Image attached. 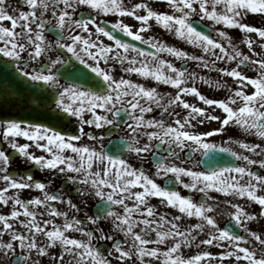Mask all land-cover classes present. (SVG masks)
Wrapping results in <instances>:
<instances>
[{
	"label": "snow or ice",
	"instance_id": "snow-or-ice-1",
	"mask_svg": "<svg viewBox=\"0 0 264 264\" xmlns=\"http://www.w3.org/2000/svg\"><path fill=\"white\" fill-rule=\"evenodd\" d=\"M164 3L166 11L153 9L149 0H19L17 8L0 0V72L11 64L30 83L48 87L47 92L33 90L25 97L34 110L47 113L48 122L0 117V140L24 162L70 182L81 202L87 198L96 202L91 215L85 212L80 217L83 209L78 202L49 191L51 180H37L30 172L13 175L14 158L0 148V205H11L7 212H0V264H42L43 258L49 264H112L113 256L119 264H264V232L248 226L264 218V174L252 167L264 169V58L251 55L256 44L251 34L264 41V27L245 22L249 14L264 15V0ZM100 16L116 19L108 27ZM128 18L137 25L128 24ZM197 19L211 27L215 36L196 25ZM150 21L200 54L145 36L152 27ZM230 29L244 34L241 42L248 53L234 43ZM49 30L56 39L48 38ZM119 34L142 41L154 51L129 43ZM259 47L264 49V43ZM44 58L47 64L39 68ZM30 62H37V68L27 70ZM189 63L216 72L219 78L200 75ZM112 64L119 65L124 74L169 86L172 91L162 93L157 86L124 75L116 78ZM58 65L72 77V83H60ZM245 66L256 75H247ZM225 77L232 80L231 85ZM198 81L226 89V95L209 98L199 90ZM19 91L0 89V99L18 98ZM188 96L197 102H189ZM201 103L203 107L198 106ZM73 122L75 133L57 126ZM213 122L218 126L199 130ZM229 127L242 129L261 142L229 136L226 143L238 144L241 152L212 142ZM119 132L124 135L105 144L106 136ZM20 138L27 142L20 143ZM33 148L43 154L36 155ZM217 152L245 163L197 170L194 153L207 157ZM131 159L142 165L150 162L151 167L134 166ZM177 184L203 198L181 194ZM25 189H36L40 195L24 199L20 193ZM212 192L223 194L232 209L227 212V226H220L222 213ZM231 197L254 202L260 211L249 213ZM152 198H160L162 205L178 214L169 218L159 212L150 203ZM185 217L195 222L184 223ZM104 222L110 231L101 226ZM233 225L247 235L237 234ZM101 243L108 247L102 248ZM193 245L196 254L186 255L183 249ZM203 245L222 251L213 253Z\"/></svg>",
	"mask_w": 264,
	"mask_h": 264
},
{
	"label": "rangeland",
	"instance_id": "rangeland-1",
	"mask_svg": "<svg viewBox=\"0 0 264 264\" xmlns=\"http://www.w3.org/2000/svg\"><path fill=\"white\" fill-rule=\"evenodd\" d=\"M149 2H150V6L153 9H158L161 11L168 10L166 4L164 3V0H149ZM126 22L130 25H133V26L137 25V22L131 18L126 19ZM245 22L252 25V26H255V27H264V15L249 14L245 18ZM7 23L8 22H5L6 25H7ZM150 23L152 24V27H151L150 31H148L147 33H144L145 36L154 37L155 39H157L159 41L166 42L169 45L176 46V47L181 48V49L188 51L190 53L200 54L198 49H195V48H193V46L186 44L183 40L176 38L171 32H168V31L164 30L161 26L155 24L154 21H150ZM228 31H229V34L232 37L234 43L241 49V51L248 53L249 49L241 42L244 34H242L238 29H230ZM212 35L215 36L214 31H213ZM103 39H104L105 43H110V41H108V39H106L105 37ZM253 40L256 41V44H254L255 52L251 53L253 59L264 58V49H261L259 47V44L264 43V41H261L258 36L256 39H253ZM174 62L177 64V66H180L182 64L181 61H174ZM114 66H115V64L111 65L112 68ZM188 66L191 70L197 71L200 75L210 77L213 80L219 78V76L216 72H209L208 70H200V69L196 68L194 64H191V63H189ZM222 66H227V65H222ZM245 71H246L247 75L251 76L248 68L245 69ZM123 75L125 76V78H131L137 82L145 83L148 86H157L158 90L161 91L162 93H167V92L172 91V89L169 86L155 85L154 82L144 81L143 78L137 77L135 75H130V74H123ZM223 79L227 80V83L229 85L232 84V80L230 78L225 77ZM197 86L199 87V90L202 93L206 94L209 98H223L226 95V89L210 88V87L200 83L199 81L197 82ZM177 111H179V109H177ZM219 114H220V112L218 113V115ZM152 115H157V113L153 112ZM208 125H211V123ZM217 126L218 125H216V127ZM199 130L205 131V130H207V126L201 127ZM229 136H232L233 140H242V141H245L248 143H253V142L260 143L261 142L259 137H254V136L245 134V133H243L242 129H239L236 127H229L225 133H223L221 135H217L211 139H212V142L217 143L218 145H222L225 147H231L233 151H237V152L243 151L242 149H240L239 145L236 143H233V144L226 143ZM185 151H187V149H185ZM244 154L249 155V153H247V152H244ZM251 155L253 156V158H258L255 156V154H251ZM200 158H201V155L199 153H194V156L192 159H193V161H200ZM237 162L239 163V166H241L245 163L244 161L238 160V159H237ZM189 166H191V164H189ZM252 167H258V166H252ZM197 170H203L201 167V164L198 165ZM183 179L185 180V182L188 181L187 177H185ZM185 191L189 192L188 189H185ZM194 194H195V196L196 195L199 196V194H197V193H194ZM210 195L215 197L214 203L220 209V212L222 213L220 215L219 223H220L221 227H224L225 223L228 221L227 212L232 211V209H231L230 205L225 204L226 198L224 197L223 194L212 192V193H210ZM230 199H232L233 202H238L249 213H258L260 211L258 204L254 203V202H250L244 198H239V197H231ZM209 202L212 203L213 201H209ZM0 206H3V205H0ZM152 206L155 207L157 210H165L166 209V206L162 205L161 203H157L156 205H152ZM60 221L61 220H59L57 222H60ZM189 222H195L194 218L185 217L184 223H189ZM101 226L105 229V231H110V226L107 222L102 223ZM248 226L254 231L264 232V218H258L257 221L249 223ZM242 232L244 233L243 229H242ZM76 236L78 237L79 234L76 233ZM248 239H249V241H252L253 238L248 237ZM201 247L206 248L213 253H218V252L222 251V249H219L216 247L209 248V246H207V245H203ZM52 251L56 252V251H58V249H52ZM183 252L186 255H194L197 252V248L195 245H193L190 249L189 248L183 249ZM112 259H113L112 264H119V262L116 261L114 256L112 257ZM42 264H49L48 258H43ZM229 264H232V262L229 261Z\"/></svg>",
	"mask_w": 264,
	"mask_h": 264
},
{
	"label": "flooded vegetation",
	"instance_id": "flooded-vegetation-1",
	"mask_svg": "<svg viewBox=\"0 0 264 264\" xmlns=\"http://www.w3.org/2000/svg\"><path fill=\"white\" fill-rule=\"evenodd\" d=\"M8 3L10 5L13 6V8H17L19 7V0H8ZM51 18V17H49ZM100 21L103 22V21H107L109 24H111V22L116 19L115 17L113 16H100L99 17ZM46 35L48 36L49 39L51 40H54L57 38L56 34L51 32L49 30V32L46 33ZM106 38V37H105ZM107 39V38H106ZM58 54V53H56ZM49 55L54 59L55 58V55L53 53H49ZM47 64V58H44V62L43 63H40L39 64V68H43L45 67V65ZM9 66H11V64H9ZM23 66V65H22ZM101 66H104L103 65V62L101 63ZM60 68V83L61 84H65V83H72L71 81H68L64 78V74H63V70H64V67H60L59 65L57 66ZM70 68V66H68ZM12 68V66H11ZM34 68H37V62H30V64L28 65V69L29 71L33 70ZM245 69H247V67L245 66ZM113 70V73L115 75L116 78H119L121 75H123L124 73L121 71L119 65H116L112 68ZM249 70V69H248ZM16 74L18 76L21 77L20 81L19 82H16L12 84V86H15L16 88H18V84H20V89H24V88H28L27 91H28V95H31L32 91L35 90V91H38V92H47L48 91V87L47 86H38L36 84H33V83H30V81L23 77L19 72L15 71ZM251 76H255L256 75V72L253 71V70H249ZM10 86V85H9ZM45 104H47V100H45ZM31 109H33L32 106H30ZM31 118L32 120H36L37 118H40L41 120L42 119H47V113L44 112L43 109H40V110H34L31 111ZM38 122V121H36ZM62 131H65V132H69V133H75L76 131V124L75 122H73L72 124H69V125H57ZM121 127H124V125H122ZM88 129L85 128V131H87ZM124 135L123 132H119V133H114L112 134L111 136H106L105 137V144L108 143V140L109 139H112L114 138V136H122ZM19 142L20 143H25L27 142L26 140H24L23 138H20L19 139ZM87 142V141H85ZM98 146V145H97ZM0 148H5L7 149V151L11 152V155L12 157L14 158L13 160V163L11 165V170H12V173L13 175L16 174L17 171H20V172H30L33 177L37 180H41V181H44V182H48L49 180L52 181L51 185L49 186V191H55L57 194H63L65 196V198H68L69 196L73 199L74 202H78L80 204V207L83 209L80 213H79V216L80 217H83L85 215V212H87L89 215H91L93 213V207L95 205V200L92 199V198H87L86 200V203H83L81 202V198L79 196H77L74 188L75 186L71 185L70 182L64 180V178L62 176H53L50 172L48 171H43V170H38L34 165H31L29 163H26L24 162L16 152L12 151L10 148H7V145L2 141L0 140ZM32 151H34V153L36 155H41L43 154L40 150H36V149H31ZM130 163H132L134 166H143L145 167L146 169L147 168H150L151 167V163H146V164H141L140 161L136 160V159H131L130 160ZM259 173L261 174H264V169H258ZM157 182L158 183H163V181L160 180V178H157ZM2 183V182H0ZM176 189L179 190L181 192V194L183 195H188V196H192L194 199H198L197 196H195V194L191 191L189 192H186L185 189L177 184L176 185ZM11 191H9V195L11 194ZM21 197L24 198V199H29V198H35L36 196L40 195V192L36 189H31V190H28V189H25V190H22L21 193H20ZM160 198H152L150 200V203L152 205H156L157 203H160L159 201ZM58 203V202H57ZM58 206L64 210L65 209V205L63 204H58ZM11 207V205L9 206H0V212H7L9 210V208ZM159 212L161 213H164L166 214V216H168L169 218H171L172 216H175L178 214L177 210L171 208V207H166L165 210H158ZM70 212V215L74 214L71 210H69ZM61 220V218H57V221Z\"/></svg>",
	"mask_w": 264,
	"mask_h": 264
},
{
	"label": "water",
	"instance_id": "water-1",
	"mask_svg": "<svg viewBox=\"0 0 264 264\" xmlns=\"http://www.w3.org/2000/svg\"><path fill=\"white\" fill-rule=\"evenodd\" d=\"M196 25H198L203 30L210 32L212 34V29L208 27L207 25L201 23L200 21H195ZM120 38L127 40L129 43L136 44L140 48H144L145 50L151 52L154 51V49L151 48V46L142 43L141 41H135L131 37H125L123 34H119ZM15 79H18L17 76L14 75L13 69L10 68V66H7L6 71L0 72V89H10L9 86L6 85V82L8 80H11L12 82H16ZM69 80H72V77H69ZM76 82H82V81H76ZM18 98L10 99V98H3L0 99V117H10V118H22V119H30V110L28 108V103L25 101V97L27 96V89H24L23 91H19L15 94ZM121 116H124L125 119L127 115L124 113L121 114ZM45 122V121H44ZM201 164L204 169H210L212 167H234L237 166L236 158L231 156L228 153H219L217 152L213 156H207L202 157ZM203 197H201L202 199ZM227 226V224L225 225ZM233 230L241 235V230L239 227H236L233 225ZM102 248L108 247L106 244L100 245ZM110 250V249H109Z\"/></svg>",
	"mask_w": 264,
	"mask_h": 264
},
{
	"label": "bare ground",
	"instance_id": "bare-ground-1",
	"mask_svg": "<svg viewBox=\"0 0 264 264\" xmlns=\"http://www.w3.org/2000/svg\"><path fill=\"white\" fill-rule=\"evenodd\" d=\"M251 36H252V39H256L257 38V36L255 35V34H251ZM193 103H196L197 101L196 100H191ZM198 106H201V107H203L204 105H202V103L201 104H198ZM218 113H219V110H216V113L215 114H217L218 115ZM216 123H211V125H206L207 126V130L208 129H210V128H214V127H216Z\"/></svg>",
	"mask_w": 264,
	"mask_h": 264
}]
</instances>
